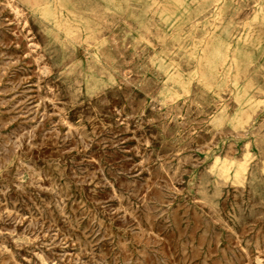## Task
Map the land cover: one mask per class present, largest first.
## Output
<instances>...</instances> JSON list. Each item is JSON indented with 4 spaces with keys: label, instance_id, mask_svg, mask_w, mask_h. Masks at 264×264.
<instances>
[{
    "label": "rangeland",
    "instance_id": "1",
    "mask_svg": "<svg viewBox=\"0 0 264 264\" xmlns=\"http://www.w3.org/2000/svg\"><path fill=\"white\" fill-rule=\"evenodd\" d=\"M72 1L110 69L0 0V264H264V0Z\"/></svg>",
    "mask_w": 264,
    "mask_h": 264
},
{
    "label": "bare ground",
    "instance_id": "2",
    "mask_svg": "<svg viewBox=\"0 0 264 264\" xmlns=\"http://www.w3.org/2000/svg\"><path fill=\"white\" fill-rule=\"evenodd\" d=\"M34 10H38L45 24H49L52 29L58 31L55 34V40L59 42V31L62 30L64 40L60 43L63 49L75 46L82 42V33L84 31L85 46H82L89 59L99 70L110 69L113 66L110 53L112 45L109 40H102L100 31L107 27L106 23L113 18V13L109 7L100 9L99 7L87 8L85 10L77 7L72 0H24ZM110 0H108L109 2ZM111 2V1H110ZM101 39V40H99ZM70 43V44H68ZM215 61H211L208 66V74L212 76L216 71V66L222 61V52L216 49L214 52ZM236 177L243 178L244 169L238 170ZM218 175L224 179L229 178V173L223 168Z\"/></svg>",
    "mask_w": 264,
    "mask_h": 264
}]
</instances>
